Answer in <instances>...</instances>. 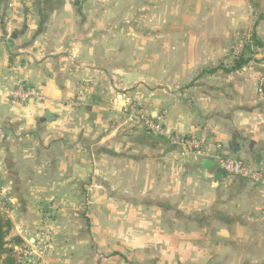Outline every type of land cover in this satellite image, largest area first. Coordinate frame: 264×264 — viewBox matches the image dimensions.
Returning <instances> with one entry per match:
<instances>
[{
    "label": "crops",
    "instance_id": "1",
    "mask_svg": "<svg viewBox=\"0 0 264 264\" xmlns=\"http://www.w3.org/2000/svg\"><path fill=\"white\" fill-rule=\"evenodd\" d=\"M129 18L131 25H119ZM244 36L249 62L222 70ZM18 82L45 99L13 100ZM261 84L264 0H20L14 8L0 0V209L11 222L8 246L22 247L26 237L32 244L44 228L50 249L22 264H205L210 256L236 264L251 257L249 244L238 241L263 240L264 223L241 209L263 201L243 196L246 177L221 172L216 179L212 160L178 154L125 112L141 107L169 133L203 137L211 148L220 143L222 153L264 169ZM83 192L116 199L104 195L95 207L91 198L86 208L100 210L95 218L41 215L42 206L76 209Z\"/></svg>",
    "mask_w": 264,
    "mask_h": 264
},
{
    "label": "rangeland",
    "instance_id": "2",
    "mask_svg": "<svg viewBox=\"0 0 264 264\" xmlns=\"http://www.w3.org/2000/svg\"><path fill=\"white\" fill-rule=\"evenodd\" d=\"M141 14H142V17H141L142 18L141 19L142 26L147 25L148 24L147 12H141ZM125 20L120 19V22H119L120 24L119 25H123V24L124 25H131L132 24V18H129L128 23ZM240 42H246V43L243 45V47H242V49L240 51H235V49H232L234 54H238V55L239 54H243L242 52H243V49L247 46L246 44L250 45V39L247 36H244L243 38H241L237 43H240ZM148 54H149V50L147 48H142L141 49V60L145 61V63L141 64L140 67H141L142 70L146 71V73H148V71H149L148 69L150 68V66L147 64ZM246 55L251 56L250 53H247ZM262 85L264 87V84H262ZM257 91H258V88H257ZM258 97L260 98L261 102H264V100L260 97L259 92H258ZM128 104H126V107L128 106ZM261 104H262V106L264 105V103H261ZM130 105H133V104L130 103ZM139 109H142V108L141 107H136V108H134L135 112H132L134 110H131L129 107H127V110L125 112L126 113V117L129 119L136 112H138V111L140 112ZM136 110H138V111H136ZM138 123H139V126H140L141 129L146 130L147 132H149L143 126V124L141 122H138ZM149 133H151V132H149ZM151 134L154 135L153 133H151ZM176 151L178 152V154H180V155H182L184 157H190L191 156L192 158H195V159L199 158L198 156H194L192 154L183 152V150H181L179 148H176ZM260 153H262V152L260 151L259 154ZM99 179L100 178H95L94 181L99 182ZM89 181H91V179ZM242 181L243 182L241 184V187H244V189H245V193H243V196L246 197L247 194H250L251 196H255L256 200L260 199L263 202L259 203L258 207H256L255 209H253V208H251L249 206L245 207L244 209L242 208L241 209L242 210L241 216L242 217H252V218L258 217L259 219H262V222L264 223V182L255 183V182H251V181L247 180V178L246 179L243 178ZM224 186H226V189H228L227 185H224ZM236 186H237V189H238V187L240 185L236 184ZM227 193H228V191L225 190L222 193V195L220 196V199L221 200L227 199V195H228ZM86 195L89 196V200L87 201L88 203H86V200H85L86 199ZM104 195H106L105 199H107V200L112 201V200L116 199L115 198L116 194H106V193H101V192H88L86 194L85 192H83V193L78 194L77 202H78L79 206L76 209H65V210L59 211L58 208L51 209L49 207L42 206L41 207L42 209H40V213L44 217H49V218H53V219H55L56 217H61V216H69V217L71 216V217H80V218H84L85 216H87V218H95V216L100 215V212H99L100 210L94 208L92 213H91V210L89 208H86V204H88V206H90L91 205V201L90 200L92 198V202H94V206L98 207L96 202L102 200L101 198L104 197ZM106 210H108V208L105 207L104 211H106ZM110 212H112V210H110ZM259 226H261V228H262V225H259ZM67 228L70 229V228H72V226L68 225ZM263 228H264V226H263ZM45 230L46 229H44V228L43 229L42 228H40V229L37 228V232H36V234L34 236L37 237L41 232H43ZM243 230L244 229H240L239 228L237 233L240 234V232H243ZM254 236L255 237H252V239L248 240V241H238L239 244H243V243L244 244L245 243L249 244V246H250V254L252 256L248 257V258L244 257V259H239V260H237L236 264H264V248L261 251H260V249H256V250L253 249L254 245H256V246L263 245L264 246V239L263 240L260 239V237H258L257 234L254 235ZM7 237L9 238L8 242H10L12 244L13 235H9V233H8ZM8 242H7V246H8ZM35 242L31 244L29 242V239L26 237L25 242H24L22 247H17L15 249L12 247L14 249V251L16 252L15 254H17V259H16V263L15 264H22V261L26 262L25 261L26 256H30V255L25 254L24 250L26 249V247H34L35 244H36ZM157 245L158 246L155 247V248L158 250L161 246H159V242H158ZM115 246H116V242H114V245H113L114 249L116 248ZM151 249H153V248H151ZM32 256H36V255H32ZM109 257H111V256H109ZM109 257H108V259H112V258H109ZM125 259L126 260L127 259L128 260L132 259V261L134 260L132 257L131 258L127 257ZM190 259L191 258H189V260ZM152 260H153V258H151L150 263L152 262ZM206 260H205L206 261L205 264H221V263H219L218 259H214L211 256L210 257H206Z\"/></svg>",
    "mask_w": 264,
    "mask_h": 264
},
{
    "label": "built area",
    "instance_id": "3",
    "mask_svg": "<svg viewBox=\"0 0 264 264\" xmlns=\"http://www.w3.org/2000/svg\"><path fill=\"white\" fill-rule=\"evenodd\" d=\"M18 2H20V0H8V7L14 8ZM245 43L246 42L237 43L235 51H240ZM258 92L260 97L264 100V87L262 84L259 85ZM11 97L18 102H27L29 100L41 102L44 100V95L37 87L24 82L15 84L11 91ZM160 120L161 117L153 118L145 112H138L130 117V121L141 122L149 132L166 138L172 145L183 150V152L212 160L217 169L223 174L228 176H243L254 182H259L263 178L264 169L254 168L250 162L242 157H232L222 153V146L220 143L215 144L213 148H211L203 137L171 134L162 126ZM35 243V246L27 250L26 254L36 255L40 258L50 247L51 236L48 230L41 232Z\"/></svg>",
    "mask_w": 264,
    "mask_h": 264
},
{
    "label": "trees",
    "instance_id": "4",
    "mask_svg": "<svg viewBox=\"0 0 264 264\" xmlns=\"http://www.w3.org/2000/svg\"><path fill=\"white\" fill-rule=\"evenodd\" d=\"M251 43L257 44L255 37L251 35ZM250 60L249 56H244L243 54L235 55L229 66H222L221 69L230 72L235 71L246 65ZM214 69H205V72H213ZM11 228V222L9 218L6 217L4 212L0 209V264H15L17 259V254L12 247L7 246L6 236ZM14 242L20 243L19 238H15Z\"/></svg>",
    "mask_w": 264,
    "mask_h": 264
},
{
    "label": "water",
    "instance_id": "5",
    "mask_svg": "<svg viewBox=\"0 0 264 264\" xmlns=\"http://www.w3.org/2000/svg\"><path fill=\"white\" fill-rule=\"evenodd\" d=\"M46 114L50 115V112L46 111ZM239 150H240V148L237 149V151H239ZM232 157H234V156H232ZM221 177H222V173L221 172H216L215 173V178L216 179H220Z\"/></svg>",
    "mask_w": 264,
    "mask_h": 264
}]
</instances>
